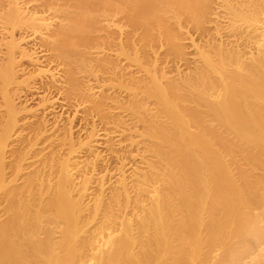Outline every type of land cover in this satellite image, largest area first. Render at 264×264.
Listing matches in <instances>:
<instances>
[{"label":"bare ground","instance_id":"1","mask_svg":"<svg viewBox=\"0 0 264 264\" xmlns=\"http://www.w3.org/2000/svg\"><path fill=\"white\" fill-rule=\"evenodd\" d=\"M0 264H264V0H0Z\"/></svg>","mask_w":264,"mask_h":264},{"label":"rangeland","instance_id":"2","mask_svg":"<svg viewBox=\"0 0 264 264\" xmlns=\"http://www.w3.org/2000/svg\"><path fill=\"white\" fill-rule=\"evenodd\" d=\"M31 41H32V39H31ZM29 42H30V40H29ZM33 42H34V40H33ZM26 43L29 44L28 42H26ZM27 44L25 45V43H24V45L26 46V48H27V49L29 48V49H28L29 51H32V49H33V47H34L33 45H36V46H35L36 49H33V50H35L36 52H35V51H34V52L37 53V55H39L38 57L40 58V56H41L40 59L44 61V59H45V58H44V55H43V54H44V52H43L44 48H43V50H42V49H41L42 47H41V48L39 47L40 45L37 46V45H38V44H37V41L34 42V44H33V43L31 44V42H30V44H31L30 46L27 45ZM27 46H29V47H27ZM31 47H32V48H31ZM30 49H31V50H30ZM40 49H41V50H40ZM37 51H38L39 53H38ZM40 51H41V52H40ZM42 56H43L44 59L42 58ZM43 61H41V63H43ZM44 62H45V63H44L42 66H44V65L47 66V62H46V61H44ZM26 67H27V66H26ZM29 69H30V68H29ZM29 69H28V70H29ZM55 72L57 73V71H55ZM58 74H59V73H58ZM57 76H59V75H57ZM60 77H62V75H60ZM60 77H58V78H60ZM58 78H57V79H58ZM58 81H62V78H61L60 80L58 79ZM37 83H38V82H37ZM39 84H40V82H39ZM37 85H38V84H37ZM32 86H34V87H33L34 89H36V88H37V89H40L39 92L35 93V90H34L33 88H30L32 92L34 91L33 93H30V92H31L30 89H23L24 91H25V90L28 91V92L30 91L29 93L32 94L33 97H32V95H29V93H28V94H25L24 91H23V92H20V94L23 95V96H21V97H24V100H25V98H26V100L29 98V99L27 100L28 103H27L26 100H25V101H26L25 103H24V101H21V102H22L23 104H25V106H29V107H33V108H34V107L37 108V106L39 107L40 104L42 103V102H41V101H42L41 98H44V97H45V96H42V95H43V94L45 95V93L48 92L49 96H48L47 93H46V94H47V96L50 97V98H48V97H46V98L52 100V102L55 101V102H54L55 104L52 106V107H54V108L52 109V107H51L52 110L49 109V111H51V112H49L48 110H46V111H47V112H46V113H47L46 115L48 116V118H47V116L45 115V116H46V119H47V121L51 122V124L49 123V125L55 124V121H54V120H57L58 118L60 119V121H61V118H62V121L65 120L64 122H68V121H66L67 116L72 117V118H76L75 120L72 119V120H74V121H73L74 125L72 124V126L74 127L73 130L75 131V136H76V134L80 135L78 132H80V130L82 129V127H85V125H86V124L84 123V121L82 122V116H81L82 114H81V113H80L81 115L77 114V115H78V117H77V115H76V113H75V110H74L71 106H69L68 104H66V103L64 102L65 100H64L63 96L61 95V93L58 92V90H57V92L55 91L56 89H54V88H52L51 91H50L48 88H45V90H43L44 88H41V87L43 86V85H41V84L38 85L37 87H35V86H36L35 84H33ZM32 86H31V87H32ZM38 87H39V88H38ZM43 87H44V86H43ZM45 87H46V86H45ZM53 89H54V90H53ZM42 90H43L45 93H44ZM21 91H22V90H21ZM36 91H38V90H36ZM40 91H41V92H40ZM34 93H35V94H34ZM40 93H41V94H40ZM24 94H25V96H24ZM36 94H37V95H36ZM38 94H39V95H38ZM26 95H27V97H26ZM40 95H41L42 97H40ZM21 97H19L18 99H21ZM22 99H23V98H22ZM39 99H40V101H39ZM63 100H64V101H63ZM17 101H18L17 103L19 104L20 101H19V100H17ZM62 101H63V102H62ZM39 102H40V104H39ZM22 103H20V105H21ZM60 103H61V104H60ZM23 104H22V106H23ZM59 104H60V105H59ZM43 105H44V104H41L40 107H43V108H44ZM47 106H48V104H47ZM61 106H62V108H61ZM64 106H65V107H64ZM27 108H28V107H27ZM35 108H34V109H31V108H30V109H31V110H34V111H37L38 113L40 112V113H42V114L44 115V113H43L44 111H42L43 109H41V108H37V109L35 110ZM49 108H50V107H49ZM28 109H29V108H28ZM40 109H41V111H40ZM38 110H39V111H38ZM63 110H64L65 112H64ZM48 113H49V115H48ZM51 113H52V115H51ZM55 113L57 114L58 117H56V116L54 115ZM78 113H79V112H78ZM42 114H41V115L39 114V116H42ZM60 114H61V116L59 117ZM50 115H51V116H50ZM64 115H65V116H64ZM75 115H76V117H73V116H75ZM39 116H38V118H39ZM53 116H54V117H53ZM55 117H56V119H55ZM64 118H65V119H64ZM80 118H81V119H80ZM48 119H51V120H48ZM59 119H58L57 121H59ZM70 119H71V118H70ZM70 119L67 118V120H70ZM52 120H53L54 122H52ZM78 120H79V121H78ZM62 121H61V122H62ZM80 121H81V122H80ZM61 122H60V123H61ZM64 122H63V123H64ZM83 123H84L85 125H84ZM78 135H77V136H78Z\"/></svg>","mask_w":264,"mask_h":264}]
</instances>
